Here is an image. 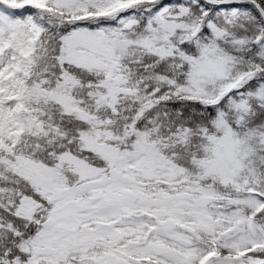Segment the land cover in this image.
<instances>
[{
  "label": "snow or ice",
  "instance_id": "6c2138e0",
  "mask_svg": "<svg viewBox=\"0 0 264 264\" xmlns=\"http://www.w3.org/2000/svg\"><path fill=\"white\" fill-rule=\"evenodd\" d=\"M0 264H264V0H0Z\"/></svg>",
  "mask_w": 264,
  "mask_h": 264
}]
</instances>
